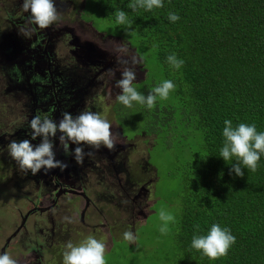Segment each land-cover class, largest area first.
<instances>
[{
	"label": "rangeland",
	"instance_id": "374dc122",
	"mask_svg": "<svg viewBox=\"0 0 264 264\" xmlns=\"http://www.w3.org/2000/svg\"><path fill=\"white\" fill-rule=\"evenodd\" d=\"M54 2L59 19L47 28L31 22V12L23 10L14 17L16 28L29 24L33 34H27L28 38L16 34L11 37L10 32L0 31V254L8 253L17 264H36L32 252L26 253L31 246L26 244L28 236L23 231L12 240V247H5L11 232L21 224L22 216L35 212L40 201L50 205L55 199L56 210L46 212L47 220L41 214L30 215L31 222L25 224L30 234L35 224L40 225L42 231L37 234L49 233L54 244L57 243L54 255H43V264H63L66 244L71 241L77 245L89 235L106 243L107 264H173L168 235L174 223H169L170 231L166 235L161 234L159 228L163 222L159 211L163 208L170 212L175 221L178 217L180 200L174 194L180 165H176V160L183 159L186 150L174 141L163 151L157 146L158 137L151 148L153 136L135 135L131 139L122 136L110 110L115 100L112 79L114 74L121 79L125 68L135 72L134 81L144 78L142 58L116 36L120 28L92 0ZM82 3V17L96 30L78 17L76 12ZM3 24L4 20L0 28ZM19 44L23 47L17 49ZM133 56L139 63H131ZM142 57L147 67L156 71L154 55ZM121 60L128 63H120ZM8 63L16 68H7ZM39 63L41 71L37 68ZM153 77L159 84L164 80L156 74ZM51 83L55 90L51 89ZM65 112L74 117L82 112H94L107 119L115 137V148L108 150L101 146L97 150L88 148L87 144L70 143V151L79 146L90 153L78 164L73 155L64 152L57 132L56 159L68 167L41 169L35 175L22 170L9 154L10 142L29 139L33 145L39 144V137L32 139L30 120L39 115L58 123ZM131 120L124 125L129 127L128 132L138 128L135 117ZM149 148L151 165L147 162ZM100 164L106 165L107 173L100 174L101 180L92 190L97 181L91 182L90 175ZM81 185L91 188V192L84 190V194ZM35 187L42 192L47 190L49 195L39 200L40 192L32 191ZM92 193L99 199L97 205H92L97 202ZM66 216L73 222L65 221ZM125 231L133 232L138 237L136 242L124 240Z\"/></svg>",
	"mask_w": 264,
	"mask_h": 264
},
{
	"label": "trees",
	"instance_id": "16d2710c",
	"mask_svg": "<svg viewBox=\"0 0 264 264\" xmlns=\"http://www.w3.org/2000/svg\"><path fill=\"white\" fill-rule=\"evenodd\" d=\"M92 1L115 24L121 10L132 22L131 28L117 24L116 36L142 58L144 78L133 81L137 91L146 96L159 86L155 74L176 86L152 109L136 102L125 107L117 100L118 87L110 108L128 138L153 136L152 148L158 137L163 151L174 141L186 150L176 160L180 211L168 235L173 264H264V154L254 172L241 163L243 177L230 174L236 157H220L226 119L234 128L254 124L264 132V0H163L151 11H133V0ZM169 13L180 19L171 22ZM173 53L184 61L180 69L167 61ZM149 54L156 71L142 57ZM133 117L138 128L128 132L124 125ZM212 224L236 238L227 255L215 260L191 246L193 236L207 235Z\"/></svg>",
	"mask_w": 264,
	"mask_h": 264
},
{
	"label": "clouds",
	"instance_id": "9594fccd",
	"mask_svg": "<svg viewBox=\"0 0 264 264\" xmlns=\"http://www.w3.org/2000/svg\"><path fill=\"white\" fill-rule=\"evenodd\" d=\"M22 6L26 12H31V22L40 28H47L59 19L54 0H23ZM128 7L133 11L138 7L151 11L153 8L163 7V0H133ZM168 19L171 22H176L180 17L176 13H169ZM116 22L131 28L132 22L129 21L123 10L116 13ZM167 61L176 69H180L184 64V61L178 59L174 53L167 57ZM119 62L128 63L127 60ZM131 63L137 64L139 61L133 56ZM135 78V72L131 68H125L121 79L117 82L121 89L117 100L128 108H131L133 102H136L152 109L155 107L157 97L167 99L170 92L174 91L176 87L171 80H164L145 96L133 86ZM29 123L32 129V139L39 137L40 143L33 145L31 140L23 139L19 142H10L8 147L9 154L20 168L26 172L31 171L33 175L41 169L60 168L63 170L68 167L65 162L56 159L54 141L57 132L60 133L58 140L64 152L73 155L78 164H82L85 155H90V153H85L84 149L79 146L70 151V143L87 144L97 150L101 146L108 150L115 148V137L111 132V124L98 113L82 112L74 117L71 113L65 112L58 123L47 116L41 118L37 115ZM224 125L225 143L220 150V157L225 161L236 157L238 161L232 164L230 174L234 172L237 176L243 177L241 163L251 171H256L260 155L264 154V132H258L254 124L240 123L234 128L230 119H226ZM64 219L69 223L73 222L70 217L66 216ZM159 219L163 222L159 231L166 235L170 231L169 223H175V216L162 208L159 211ZM195 227L199 229V225ZM123 238L130 243H134L138 239L131 231H125ZM235 239L230 229L222 228L219 224H212L207 235L193 236L191 246L202 251L209 259L215 260L227 255L229 248L235 243ZM106 247L103 240H98L91 235L77 245L69 241L63 253V264H107ZM0 264H17V261L5 252L0 254Z\"/></svg>",
	"mask_w": 264,
	"mask_h": 264
},
{
	"label": "flooded vegetation",
	"instance_id": "af4514ba",
	"mask_svg": "<svg viewBox=\"0 0 264 264\" xmlns=\"http://www.w3.org/2000/svg\"><path fill=\"white\" fill-rule=\"evenodd\" d=\"M22 4H23V0H0V10H2V12H0V20L1 21L4 20V24L0 28L1 33H2V31H8V32L11 33V37H12V35L16 34V35H19V36H22V37H27V38H28L27 34H33L32 26H30L29 24H27L26 27H24L22 25H19L18 28H16V25H15V21L16 20H15L14 17H15V15H17V14L20 15L23 12L24 9L22 7ZM82 11H83V3L81 4L80 9L76 13H78V17L82 21L89 23L93 27L92 23L89 22V20H85L82 17ZM11 37H9V38H11ZM22 47H23V45H20L19 44L17 46V49H20ZM43 47H45V43H44V46ZM45 53H46V56L48 58L47 48H45ZM6 65H7L6 67L9 68V69H11L12 67L14 69L16 68L15 66H12L11 63H8ZM39 65H40V63L38 64V67L37 68L41 71V68H40ZM49 77H51V75ZM118 80H119L118 79V75L117 74H114L113 79H112V83H113L112 88H113L114 94L116 93V89H118V84H117ZM50 86H51V89H54L55 90V87L53 86L52 83L50 84ZM54 90L52 91V96L53 97H54V95L56 96ZM120 130H121V128H120ZM121 134H122L123 137H125L127 139H130L127 136H125L122 133V131H121ZM88 148H93V147H91L89 145ZM94 154H92V155H94ZM100 165L101 166H98L97 168H94V172L91 174L92 176L90 175V181L91 182L94 179L97 181V183L93 186V189L92 190H94V187L99 184V182L101 180L100 179V174H104L105 175V172L107 173V171H106V165L105 164H100ZM94 174H96L97 177H94L93 176ZM81 188H82V192L84 194H85V191L84 190H89V192H91V188H89L88 186H82L81 185ZM36 190H38L40 192L39 200H41L42 197L49 195V193H48L47 190H44L42 192L41 190L36 189V187L32 191L35 192ZM51 191H52V189H51ZM92 194L95 195L94 199L97 200V202H95L93 200L94 202H92V205H97L99 199L96 196V194H94V193H92ZM44 202H46V201L44 200ZM44 202L43 201L42 202L40 201L38 203V206L39 205L40 206L39 207L37 206V208H35V210H36L35 212L26 213L24 216H22L23 218H22V220L20 222L21 224L18 226V228H16L14 231L11 232V234L9 235V238L10 239H9V241H8L6 247H5V249L7 247H12V245L14 244L12 242V240H14V238H17V237L21 236L22 231H23L28 236V240L26 241V244H29L31 246L30 248L27 249L26 253H28L30 251L32 252L33 259H34V261H35L36 264H43V262H42V261H44V260H42L43 259V255H45V256H47V255L48 256L54 255V251H55L56 245H57V243L54 244V242L52 241V237H51V235L49 233L48 234H44L42 232V234H40V235L37 234V231H42L41 228L38 227L40 225L35 224V227H33L32 234H30V231L25 227V224L27 222H31L30 218H28L30 215L41 214L42 215V219H46L47 220L46 212L49 211V210H52L53 208L54 209L56 208V201H55V199L52 200V202H51V204L53 203L52 205L51 204L50 205H45V204L43 205ZM97 210H100V209L97 208ZM40 250H42V253L43 254L41 253ZM3 252H4V250H3Z\"/></svg>",
	"mask_w": 264,
	"mask_h": 264
},
{
	"label": "crops",
	"instance_id": "0c3cea01",
	"mask_svg": "<svg viewBox=\"0 0 264 264\" xmlns=\"http://www.w3.org/2000/svg\"><path fill=\"white\" fill-rule=\"evenodd\" d=\"M111 249H112V247H111Z\"/></svg>",
	"mask_w": 264,
	"mask_h": 264
}]
</instances>
